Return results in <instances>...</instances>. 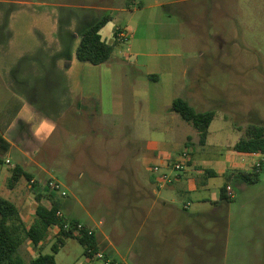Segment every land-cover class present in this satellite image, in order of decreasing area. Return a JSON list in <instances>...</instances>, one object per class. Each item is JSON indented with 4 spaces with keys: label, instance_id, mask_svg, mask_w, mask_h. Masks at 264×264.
Listing matches in <instances>:
<instances>
[{
    "label": "crops",
    "instance_id": "1",
    "mask_svg": "<svg viewBox=\"0 0 264 264\" xmlns=\"http://www.w3.org/2000/svg\"><path fill=\"white\" fill-rule=\"evenodd\" d=\"M8 5L19 11L10 15L9 25L3 24L0 11V134L10 144L0 155V196L18 202L24 223L29 227L35 220L38 194L46 206L53 195L64 218L60 196L84 195L94 202L100 222L95 224L91 212L88 222L66 219L94 233L97 253L116 263L264 264V154L234 150L244 138L241 132L222 154L209 144L210 131L205 144L197 131L199 145L187 138L175 159L164 150L167 143L152 141L137 166L110 169L98 161V150L84 134L68 130L74 119L70 115H75L70 102L79 87L76 51L81 39H72L76 20L70 18L62 28L61 17L46 12L44 2L0 0V7ZM184 151L190 161L174 183L161 185L151 168L178 161ZM259 163L255 183L240 178V173H255ZM16 166L32 175L36 187L22 179L8 188ZM82 169L88 174L84 186L79 183L86 176ZM42 173L55 177L61 190L52 192L47 179L40 182ZM227 186L233 188V198L223 191ZM48 234L57 239L58 227ZM44 243H25L29 251L38 250L33 259ZM85 264L102 262L86 255Z\"/></svg>",
    "mask_w": 264,
    "mask_h": 264
},
{
    "label": "rangeland",
    "instance_id": "2",
    "mask_svg": "<svg viewBox=\"0 0 264 264\" xmlns=\"http://www.w3.org/2000/svg\"><path fill=\"white\" fill-rule=\"evenodd\" d=\"M25 1L48 4L46 12L58 14L62 28L75 19L74 41L103 17L109 18L101 31L107 43H115L117 31L126 36V41L116 38L108 62H78L79 87L70 102L75 115H70L69 132L84 134L98 150V161L110 169L137 166L152 141L167 143L164 150L174 159L185 150L187 138L199 145L197 130L172 110L178 98L197 111L215 112L209 144L222 154L242 134L246 137L252 125L264 126V0ZM0 11L3 24L9 25L19 8L8 5ZM81 171L86 174L79 182L83 185L88 174ZM45 179L56 180L38 175L40 182ZM260 179L264 187V171ZM60 198L67 219L88 222L91 212L95 224L100 222V213L86 196ZM55 240L48 234L41 253L53 254ZM20 254L29 264L38 250L29 251L25 244ZM55 256L57 264L86 262L75 239Z\"/></svg>",
    "mask_w": 264,
    "mask_h": 264
},
{
    "label": "trees",
    "instance_id": "3",
    "mask_svg": "<svg viewBox=\"0 0 264 264\" xmlns=\"http://www.w3.org/2000/svg\"><path fill=\"white\" fill-rule=\"evenodd\" d=\"M109 18L103 17L93 24L87 31L83 32L81 42L76 51V57L80 62L92 65H101L108 62L113 54L117 35L115 33V43H107L102 35V29L107 25ZM172 110L191 124L200 135V143L205 144L208 138L210 126L215 118L214 111L199 112L187 100L178 98L172 103ZM10 149V144L0 134V155H5ZM234 150L245 153L264 154V126L252 125L246 132V137L242 138L235 146ZM0 163L2 160L0 157ZM258 177L255 173H240V178L248 183H255ZM22 179L31 182L32 175L26 173L21 166H16L11 170V177L8 179V188L13 189ZM36 187V185H33ZM226 192V187L223 189ZM43 195H36L37 207L35 220L31 226H27L20 214L19 208L10 200L0 196V264H26L25 259L20 254V248L31 241L34 246L43 242L52 227H58L59 234L55 244L52 246L53 254H40L32 259L29 264H57L56 254L66 239L77 240L84 248L87 256L97 253V241L94 233L86 226L81 231L67 230L65 226L78 224L77 221H68L64 217H59V203L54 200L53 195L49 197L50 206L42 202ZM91 251V253H89Z\"/></svg>",
    "mask_w": 264,
    "mask_h": 264
},
{
    "label": "built area",
    "instance_id": "4",
    "mask_svg": "<svg viewBox=\"0 0 264 264\" xmlns=\"http://www.w3.org/2000/svg\"><path fill=\"white\" fill-rule=\"evenodd\" d=\"M117 38L119 41L127 40L126 36L121 32L118 33ZM189 161L190 154L188 151H184L182 152L181 157L178 161L172 162L167 160L163 165L153 166L151 168V171L154 175L157 176L158 181L161 185L168 186L177 180L180 173L183 171ZM7 163H9V160L7 161ZM260 170L261 164L259 163L256 165L255 171L259 172ZM31 183L33 184L34 181H31ZM47 187H49L52 192H59L62 188L61 184H59L57 181L47 182ZM226 192L228 193L229 197H234L233 188L231 186L226 187ZM62 195H65V193L63 192ZM58 216L62 217L60 213H58ZM65 228L67 230L81 231L83 229V225L79 223L75 225L68 222ZM89 253H91V251H89ZM93 256H95L99 261H101L102 264H119L110 259H106L102 253H96Z\"/></svg>",
    "mask_w": 264,
    "mask_h": 264
}]
</instances>
